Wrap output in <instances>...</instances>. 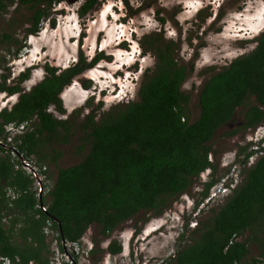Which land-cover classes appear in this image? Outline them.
Segmentation results:
<instances>
[{
	"label": "trees",
	"instance_id": "1",
	"mask_svg": "<svg viewBox=\"0 0 264 264\" xmlns=\"http://www.w3.org/2000/svg\"><path fill=\"white\" fill-rule=\"evenodd\" d=\"M57 1L0 0V12L13 2L28 7L26 33H33ZM97 2L82 0L77 13L83 14ZM48 20L52 25L53 18ZM11 41L17 44L16 52L19 40L0 32V45ZM142 41L154 61L150 73L144 70L138 80L134 97L104 110L98 109L101 100H97L76 121L81 107L68 117H56L48 107L63 112L59 92L103 57L101 51L88 59L79 52L74 62L61 69L44 62V74L26 90L20 82L28 77V67L13 77L12 84L5 82L6 74H0V90L18 92L8 107H0V256L7 257V264H50L43 231L47 220L57 231L60 246V238L77 240L91 223L102 236H108L139 210L159 213L169 199L187 191L200 171L213 167L207 158L213 132L231 119L237 106L242 107L241 122L224 135L264 122V27L251 49L203 79L198 114L191 121L186 111L188 94L180 89L191 64L188 68L178 62L174 42L163 40L156 32L143 34ZM89 81L80 79L83 88ZM9 121L27 124L6 141L3 124ZM76 132L75 149L85 148V152L77 162L56 167L48 198L43 201L33 188L34 177L14 166L18 160L11 156L9 147L13 145L29 158L34 154L39 165L44 158L54 164L59 152L50 144L64 143ZM45 145L49 152L42 151ZM248 145H238L235 151L241 165L251 153H261L242 168L243 177L231 186L224 202L196 222L192 229L196 236L178 244L168 264H264V146ZM215 180L210 174L202 182L200 198L206 197ZM251 243L255 255L249 253ZM101 250L117 252L120 243L110 239L104 248L93 245L90 254Z\"/></svg>",
	"mask_w": 264,
	"mask_h": 264
},
{
	"label": "rangeland",
	"instance_id": "2",
	"mask_svg": "<svg viewBox=\"0 0 264 264\" xmlns=\"http://www.w3.org/2000/svg\"><path fill=\"white\" fill-rule=\"evenodd\" d=\"M81 2L57 1L48 16L53 18V24L50 25L48 17L42 19L38 30L33 33H26L31 12L28 7L13 2L0 12V32H8L21 43L16 52L17 44L12 41L0 45V74H6L5 82L8 84H12L13 77L28 67V77L20 82L26 90L44 74V62L61 69L74 62L79 52L85 59L97 51L103 53V57L59 92L63 112L54 110L52 105L48 107L56 117H68L81 107L75 121L97 100H101L98 109L104 110L117 101L134 97L138 80L144 70L150 73L154 61L151 50L142 41V35L153 32L163 40L174 42L173 51L178 62L188 68L191 64L180 83V89L188 94L186 111L191 121L198 114V91L203 79L227 64L232 57L251 49L264 27V0H98L79 15L77 8ZM81 78L90 80L87 88L82 87ZM17 93L0 90V107H8ZM90 96V103L85 104ZM241 118L242 107L237 106L231 119L213 132L211 151L207 155L213 167L200 171L187 191L169 199L159 213L139 210L112 229L108 236H102L96 224H89L81 235L82 244L90 241L92 246L104 248L110 239H115L120 243V250L90 254L83 251L80 244L75 254L77 263L168 264L178 244L188 243L196 236L192 232L196 222L205 219L224 202L231 186L243 177L242 168L261 153L253 152L256 157L252 161L247 158L245 165L239 163L240 155L235 158L237 146L248 142V147H253L255 137L264 128V122H261L229 136L223 134L235 127ZM77 133L64 143L50 144L59 152L54 164L44 158L39 165L36 156L30 154L28 161H32L38 171L42 186L39 195L43 201L48 198L47 189L54 180L56 167L75 163L84 154L85 148L75 149ZM261 140L259 144H262ZM48 147L45 145L42 151L49 152ZM210 174L216 180L206 197L200 198L202 182ZM227 185L229 189L223 191L222 187ZM33 188L37 190L35 180ZM55 235L56 231L45 228L50 256L56 254L60 259L59 250L56 253L55 249ZM249 253L256 254L252 243L249 244Z\"/></svg>",
	"mask_w": 264,
	"mask_h": 264
},
{
	"label": "built area",
	"instance_id": "3",
	"mask_svg": "<svg viewBox=\"0 0 264 264\" xmlns=\"http://www.w3.org/2000/svg\"><path fill=\"white\" fill-rule=\"evenodd\" d=\"M26 124H27L26 121H22L18 124H15L12 121H9V122L3 124L4 130L6 131L5 140L11 141V137L16 133L21 132L23 130V128H25ZM0 141H1V139H0ZM263 144H264V140L262 141V145ZM9 153L11 154L12 157H14L18 160V162H15L14 166L19 165L21 168H23L26 172H29L34 177V180L37 182L36 194L39 195L41 193L42 186H41V183L39 181L40 177L38 175V171H37L36 167L34 166V163L32 161H31V163L28 161L29 157L23 156L21 152L18 153L13 145L9 147ZM255 157H256V154L251 153L248 156V159H249V161H252V159ZM226 188L229 189L228 186H223L222 187L223 191L226 190ZM39 206L42 209L45 208V206L42 205L41 201L39 202ZM48 227L50 229H52L49 226V222H47V225H45L43 228L44 233H45V228H48ZM56 235H57V231H56ZM56 235H55V238H56ZM80 238H81V236L77 240H73V241H69V240H65L64 238H60V240H59L60 246L58 245V242L56 239L57 248H55V249H56V253H57V250H59V253H60L59 258L60 259H58L56 254L50 256V250H49V255H48L49 263L50 264H61L62 261H68V262L73 263V264H78L76 261L77 257L75 254H76V252H78L80 244L84 248L83 251L88 252V253H90V250L93 247L90 241L89 242L85 241L84 244H82ZM0 263L1 264H7L8 263L7 257L0 256Z\"/></svg>",
	"mask_w": 264,
	"mask_h": 264
},
{
	"label": "flooded vegetation",
	"instance_id": "4",
	"mask_svg": "<svg viewBox=\"0 0 264 264\" xmlns=\"http://www.w3.org/2000/svg\"><path fill=\"white\" fill-rule=\"evenodd\" d=\"M76 60V59H75ZM241 121H239L240 123ZM239 123H236L235 126H237ZM260 141H258V137H255L254 144H252L253 148H258L261 144H259Z\"/></svg>",
	"mask_w": 264,
	"mask_h": 264
},
{
	"label": "clouds",
	"instance_id": "5",
	"mask_svg": "<svg viewBox=\"0 0 264 264\" xmlns=\"http://www.w3.org/2000/svg\"><path fill=\"white\" fill-rule=\"evenodd\" d=\"M263 137H264V128H263L262 133L259 134V136H258V141H260ZM261 141H263V139ZM261 146H264V144L263 145L261 144ZM227 186H229V185H227Z\"/></svg>",
	"mask_w": 264,
	"mask_h": 264
}]
</instances>
